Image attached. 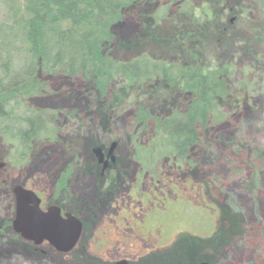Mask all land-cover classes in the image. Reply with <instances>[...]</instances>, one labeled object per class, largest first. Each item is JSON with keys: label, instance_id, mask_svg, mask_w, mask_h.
<instances>
[{"label": "trees", "instance_id": "obj_1", "mask_svg": "<svg viewBox=\"0 0 264 264\" xmlns=\"http://www.w3.org/2000/svg\"><path fill=\"white\" fill-rule=\"evenodd\" d=\"M172 1L176 12L168 17V7L155 16L143 13L140 0H54L60 6L59 19L84 14L90 18L91 29L69 39L71 50L62 55L54 53L52 39L57 38L50 37L40 24L43 16L24 22L20 34L28 41L29 65L23 63L27 53L20 55L16 48L6 58L1 56L2 49L11 53L13 44L5 47L1 42L5 37L0 35V123H6L5 128L0 125V151L9 145L7 135L13 129L11 132L20 134L16 154L28 159L26 163L46 141L64 144L71 152L77 151L78 157L94 155L93 149L107 146L101 135L109 136L114 118L128 112V140L135 145L132 158L143 173L156 172V166L166 159L176 165L189 162L194 172L197 166L192 156L202 145L199 128L221 123L240 109L256 83L264 91V0ZM50 5L40 9L48 11ZM128 11L136 17L139 11L144 27L142 32L124 37L121 24ZM59 38L68 39L63 32ZM18 64V68L12 67ZM53 75H59L66 93L74 95L68 111L44 99L51 95L49 87L59 86L53 83ZM28 113L33 115L21 116ZM46 113L57 127L47 126L42 117ZM72 122L77 124L71 130L75 135L66 137L61 131ZM96 129L100 135L95 134ZM148 148L153 159L149 167L141 157V151ZM4 152L0 156L5 158ZM11 163L18 167L16 159ZM78 165L79 170L84 169L82 163ZM97 165L94 171L99 175ZM106 179L114 181L111 176ZM10 187L0 180V237L24 249L11 229ZM240 232L221 212L215 236L230 245ZM87 254L85 260L104 264ZM76 255L72 257L76 259Z\"/></svg>", "mask_w": 264, "mask_h": 264}, {"label": "rangeland", "instance_id": "obj_2", "mask_svg": "<svg viewBox=\"0 0 264 264\" xmlns=\"http://www.w3.org/2000/svg\"><path fill=\"white\" fill-rule=\"evenodd\" d=\"M49 4L50 10L40 9ZM52 5L54 0H0V35L5 37L1 42L5 47L13 44L11 53L2 49L3 58L12 54L16 48L20 55L22 52L27 53L23 55L24 65L30 64L28 41L20 34V26L36 16L44 17L40 24H44L50 37L56 36L57 39H52L56 45L54 53L62 55L71 50L69 39L91 29L90 18L84 14L75 19H59L60 6ZM81 7L86 10L85 5ZM137 26L136 15L128 11L122 19L121 34L124 37L131 36L137 32ZM62 32L64 38H68L66 41L59 38ZM47 49L51 51L53 47ZM20 64L12 67L18 68ZM53 76V83L60 85V76ZM234 78L236 82L237 77ZM75 84L77 85L78 81ZM252 91L247 94L242 107L229 113L223 122L209 124L205 130L199 128L202 145L197 148L192 159L196 161L195 172L199 173L201 178H193L189 174L185 176L184 171L176 173L165 162L157 165L156 172L148 171L146 175H142L141 166L132 158L135 145L128 140L131 131L128 112L118 114L112 121L109 136L101 135L102 139L106 140L107 147L112 141L118 142L116 152L122 159L119 167L125 173L124 176L117 174V180L123 186L117 187L113 193L106 191L101 194L98 191L100 180L97 175L82 180L84 177L80 173L85 171L87 164L78 162L77 151L71 152L64 144L46 141L35 150V157L31 161L26 163L28 159H19L16 154L19 146L16 145L20 134L10 130L7 135L10 146L1 148L0 151L3 153L5 149L4 153L8 155V158L5 156L4 160L0 161L6 167L0 171V180L10 184L13 180L23 177L22 182H25L28 175L35 173L34 178L28 180V185L42 190L45 198H51V189L62 164L72 160L77 168V175H74L71 181L84 183L83 188L76 189L79 193L78 199H84L85 203L93 207L91 210L81 207L79 214L81 219L92 223L88 237L85 236L80 242L82 248L76 247V250H83L76 253L79 254L76 259L72 254L61 255L50 247L47 248L46 258L36 259L39 255H27L15 242L0 237V264H98L85 260L83 257L87 253L92 259H100L102 262L122 257L134 261L153 249V246L155 249L160 248V251H155L158 264H179L184 260L188 264H194L193 254L200 255L201 251L189 241L180 244L172 242L171 246L176 245L172 247L164 244L174 232L184 228L180 227L184 222H190L193 227L197 226L196 229L192 228L193 233L196 231L207 235L203 243L206 242L204 246L208 248L209 254L214 253L213 264H264V91L258 83ZM49 93L52 95L55 91L49 87ZM72 98L74 95H68L64 90L56 96L44 99L47 103L58 104L56 108L62 106V111H68L74 103ZM46 114L42 117L47 126L57 127L49 113ZM30 115L33 113L21 116ZM3 123L4 121L0 125ZM4 125L6 123L1 128H5ZM76 126L77 124L72 122L61 133L71 137L75 135L71 130H76ZM95 134L100 135L101 131L96 129ZM95 140L94 138L93 141ZM74 143L76 150H79L80 142L76 139ZM145 144L146 142H143V145ZM115 146L116 144L113 151ZM151 152L150 148L141 151V157L147 160L148 167L153 160ZM87 157L88 155L85 158ZM15 159L18 167L11 163ZM79 163L84 166L83 170L78 169ZM134 190L137 193V201L129 197L134 194ZM149 190L153 193L150 202L146 203V197L141 200V194ZM125 211H129L134 220L122 221L121 215L125 214ZM221 212L241 230L240 235L232 237L230 245L223 242L219 235L215 236ZM5 214L9 215L8 211ZM6 215L3 214L2 217ZM134 223L137 224V233L129 229ZM187 225L189 228V224Z\"/></svg>", "mask_w": 264, "mask_h": 264}, {"label": "flooded vegetation", "instance_id": "obj_3", "mask_svg": "<svg viewBox=\"0 0 264 264\" xmlns=\"http://www.w3.org/2000/svg\"><path fill=\"white\" fill-rule=\"evenodd\" d=\"M138 7L139 10L143 11V13H146L149 15H153L155 16V14L158 13V11L161 8L164 7H168V9L170 10V13L168 14L170 17L172 14H174L176 12V3L173 2L172 0H140V2L138 3ZM173 9V11H171ZM168 10V11H169ZM235 19V17L232 18L231 21H233ZM138 26H137V32H142L144 24H143V20L141 19V15L139 14L138 11ZM74 82L72 85V87L74 86ZM53 90H55V93L49 96H56L57 94H59L60 92L65 90V86L63 84L53 87ZM40 101L42 102L43 99H40ZM86 104L88 106L89 102L88 100L86 101ZM86 115H88V112H86ZM82 127V126H81ZM82 138H86V135H83ZM82 142H87L86 139H81ZM113 142H116V146H115V151L110 152V149L112 147ZM117 149H118V142L117 141H112L109 147H104L103 149H98L96 151V149H93V153L94 155H90L87 158L85 157H79L77 160L78 162H85L87 164V166H85V171L81 172L80 174L83 175V179L84 180L86 177L88 176H95V171H94V166L96 165L97 162V167L100 171L99 175H97V177H99V184H98V191L101 192H115L117 187H121L123 186V184H120L117 180V174H120L121 176H124V171L123 169H121L119 167V163L122 160L117 154ZM4 160V156H0V161ZM74 162L71 161H64V163L62 164V168L60 170V172L58 173V175L55 178V182L53 183V188L51 189V198H45L44 194L42 193L43 191L40 190L39 188L33 187L31 185H28V180H31L34 178L35 173L28 175L25 178V182L22 178H18L13 180L9 185L11 186L9 191L10 194V209H11V216H10V221H11V229H12V233L14 236H17L18 239H20V241L23 243L24 245V249L26 250V254L30 255V256H37L36 259H39V257H45L48 253L47 248L50 247V249L52 251H56L57 253L61 254V255H65V254H76V253H81L83 252V250H76V247L79 246L82 248V246H80V242L84 239V237H88V233L90 231V225L92 223V221H84L83 219H81L80 217V210H82V208L87 207V209L89 208L90 210L93 208L92 205H88L87 203H85L84 199L80 200L78 199V195L79 193L76 191V189H81L84 187V183L83 181L80 182H75L73 183L71 181L72 177L74 175H77V168L76 166L73 165ZM165 163H167V165L174 170V172L176 173H181V172H185V176L186 175H191L193 178H201V176H199V173L196 174L197 172H192L190 167L189 162H185L184 164H179L176 165V162H172L170 161V159H166ZM6 167H1V169H5ZM157 168V166H156ZM197 169V168H196ZM159 170H161V166H159ZM141 174H147L141 172ZM107 176H111L114 178V181L110 180L108 181L106 179ZM103 178V179H102ZM151 178L153 179V176H151ZM102 179V180H101ZM16 186H21L23 187L25 190L29 191L31 193L30 197L28 198V205L29 206H33L34 201H36V206L38 208L39 211L41 212H48L50 209L55 208V210H60V215L63 219H65L68 215H71L75 218H77L78 220L81 221L82 223V228H81V233L79 236V239L77 241V243L75 244V246L68 252H62L59 251L55 246H53L48 240H46V238H44L42 240L41 243L37 244L35 242L34 239L32 238H26L23 239L22 236L19 233H16L13 230V220L14 217L16 215V208H17V197H16V193H15V187ZM205 190L207 188V184L205 183ZM130 191V190H129ZM152 190H149L148 192H143L141 194V200L144 199V197H146V203L150 202V197L152 195ZM207 193V190H206ZM130 199L133 201H137V193L136 190H134V194H130L129 195ZM112 200L115 198V195L113 197H111ZM217 204V203H216ZM82 207V208H81ZM111 207V206H109ZM130 211V209H129ZM129 211H125V214L121 215V220L124 222H128L129 219H133L132 216L130 215ZM134 220V219H133ZM189 224V228L188 225ZM183 229H179L178 231L174 232L172 237L169 239V241L165 242L164 244L167 246H176V245H172V242H174L173 244H180V243H184V242H190L192 245H194L195 247L198 248V250L201 251L200 255H195L193 254V257H195L194 260V264H202L203 262H207L208 264H213V254H209L208 253V248L206 249V247L204 246L203 243V239L207 237V235H201V233L203 232H194L192 228L196 229L197 226H192L189 223H185L180 226L183 227ZM137 228V224L134 223L132 225V227H129V229L134 232L137 233L136 231ZM176 236V237H175ZM200 241V243L198 242ZM179 247V246H178ZM155 251H160L159 249H155V247L153 246V249H151L150 251H148L145 254L140 255L137 259H135L134 261H131L128 258H119L117 260H104V264H158L157 263V257H156V252ZM179 264H188L186 260L179 262Z\"/></svg>", "mask_w": 264, "mask_h": 264}, {"label": "water", "instance_id": "obj_4", "mask_svg": "<svg viewBox=\"0 0 264 264\" xmlns=\"http://www.w3.org/2000/svg\"><path fill=\"white\" fill-rule=\"evenodd\" d=\"M115 143L110 152L113 151ZM4 166L0 162V168ZM17 197L16 215L13 220V230L23 239L32 238L37 244L44 238L59 251L68 253L77 243L82 223L77 218L68 215L63 219L60 210L50 209L47 213L41 212L34 201L33 206L28 205L31 193L21 186L15 187ZM202 264H208L203 262Z\"/></svg>", "mask_w": 264, "mask_h": 264}, {"label": "bare ground", "instance_id": "obj_5", "mask_svg": "<svg viewBox=\"0 0 264 264\" xmlns=\"http://www.w3.org/2000/svg\"><path fill=\"white\" fill-rule=\"evenodd\" d=\"M30 116H31V115H30ZM30 116H29V117H30ZM8 124H9V123H8Z\"/></svg>", "mask_w": 264, "mask_h": 264}]
</instances>
